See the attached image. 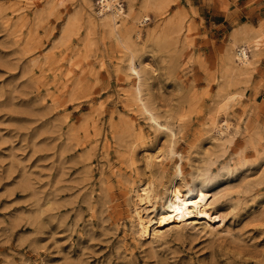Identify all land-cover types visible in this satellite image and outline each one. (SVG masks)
Masks as SVG:
<instances>
[{
  "label": "rangeland",
  "instance_id": "1",
  "mask_svg": "<svg viewBox=\"0 0 264 264\" xmlns=\"http://www.w3.org/2000/svg\"><path fill=\"white\" fill-rule=\"evenodd\" d=\"M196 1L120 0L132 13L110 32L89 23L95 0H0V264H264V0H240L255 19L220 30L196 20ZM239 27L246 67L228 59ZM128 42L185 182L211 193L210 227L149 243L133 232L130 183L161 197L173 162L146 165L168 140L132 99ZM226 94L237 134L221 146L212 118Z\"/></svg>",
  "mask_w": 264,
  "mask_h": 264
},
{
  "label": "bare ground",
  "instance_id": "2",
  "mask_svg": "<svg viewBox=\"0 0 264 264\" xmlns=\"http://www.w3.org/2000/svg\"><path fill=\"white\" fill-rule=\"evenodd\" d=\"M89 5V23L93 25L95 20L113 32L117 27V20L127 19L132 13L130 7L127 12L120 0H95ZM138 25L147 22L146 15L133 17ZM246 29L239 27L229 33L228 59L236 66L246 67L250 64V50L246 44ZM123 47L130 52L127 61L126 73L132 78V99L141 114L147 116L150 127L156 134H164L167 137L166 146L163 149L145 155L146 165L149 167L154 160L162 166L164 163L173 162V169L168 186L163 195L158 197L154 191V184L149 181L135 187L130 183V190L126 192L127 201L130 202L131 218L134 220L133 232L139 240L150 241L162 237L165 229L180 230L186 226L195 228L199 224L202 228L210 227L211 218V193L202 184H194L190 187L184 180L183 158L175 148L176 132L169 123L162 121L159 115L143 100L142 70L135 53L130 51L131 43H123ZM144 69V68H143ZM234 74L239 73L234 66L229 68ZM234 101V97L225 95L223 101L217 106L212 118V131L216 132L217 141H222L221 146L231 144L237 134V129L232 127L227 120V110ZM136 130V129H135ZM138 129V134H141Z\"/></svg>",
  "mask_w": 264,
  "mask_h": 264
},
{
  "label": "crops",
  "instance_id": "3",
  "mask_svg": "<svg viewBox=\"0 0 264 264\" xmlns=\"http://www.w3.org/2000/svg\"><path fill=\"white\" fill-rule=\"evenodd\" d=\"M240 0H197L195 6L198 8V22H201L205 29H222L226 25L232 26L233 22L239 26L242 23L248 24L255 19V9L251 5L246 7L245 3L240 4ZM245 6V8H243ZM250 15L247 22L242 21V17Z\"/></svg>",
  "mask_w": 264,
  "mask_h": 264
}]
</instances>
